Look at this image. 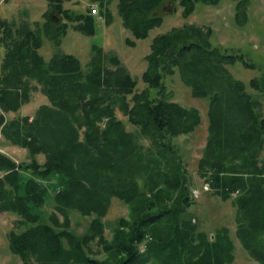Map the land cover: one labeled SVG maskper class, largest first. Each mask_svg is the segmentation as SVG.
Instances as JSON below:
<instances>
[{
  "label": "trees",
  "instance_id": "1",
  "mask_svg": "<svg viewBox=\"0 0 264 264\" xmlns=\"http://www.w3.org/2000/svg\"><path fill=\"white\" fill-rule=\"evenodd\" d=\"M64 1L50 0L46 17V34L58 46L66 30L52 28L54 10L79 31L96 33L91 10L75 12L64 8ZM106 1L101 0V11L108 12L109 21ZM163 1L119 0L124 24L137 38L148 37L164 21L152 16ZM177 1L188 17L198 2L219 0ZM247 1L238 0L239 16L245 17ZM0 42L7 47L0 71V132L31 154L23 162L0 149V213L18 214L22 225L29 224L9 232L10 248L24 264L233 262L230 229L209 234L183 203L190 189L188 170L174 139L196 130L202 113L170 98L165 77L177 70L193 96L209 100L198 173L215 194L234 197L236 236L249 255L264 263V114L259 98L228 66L238 59L253 66L243 55L215 45L194 23L173 27L153 38L143 73L146 86L137 90L138 80L119 56H109L98 44L92 45V61L84 70L77 56L62 50L47 60L39 51L42 37L29 24L12 26L0 17ZM35 82L50 102L32 117L18 113L30 101ZM250 84L264 92V80L253 78ZM118 108L138 131L128 129ZM9 111L15 112L10 119ZM56 175L66 179L55 189L49 222L42 216L50 189L44 181ZM115 198L127 205L128 214L108 223ZM71 209L93 216L85 234L72 230ZM93 244L104 257L93 255Z\"/></svg>",
  "mask_w": 264,
  "mask_h": 264
},
{
  "label": "rangeland",
  "instance_id": "2",
  "mask_svg": "<svg viewBox=\"0 0 264 264\" xmlns=\"http://www.w3.org/2000/svg\"><path fill=\"white\" fill-rule=\"evenodd\" d=\"M109 1V2H108ZM104 2L106 9L111 11V20L108 12H100L96 16V33L89 35L79 31L74 27V22L63 18L57 11L55 22L52 28L56 31L66 30L60 34V45L56 44L55 39L49 37L45 31L47 13L50 9V0H0V17L6 20L10 25L29 26L35 30L38 36L42 37L43 45L40 52L47 60L62 50L72 53L79 58L84 70H88L94 54L92 45L102 46L105 52L111 56L117 54L126 66L138 80L137 90H142L146 83L143 79V73L148 66V53L151 51L153 38L173 27L183 28L185 24H196L202 28V34L217 46L224 48L228 53L243 55L245 60L253 64L246 66L241 59L235 64L228 65L233 75L245 82L247 90L255 95L261 101V110L264 114V92L256 89L250 84L251 79L259 78L264 80V0H248L247 6L241 11H245V17L239 16L238 0H219L217 3L198 2L196 11L188 17L182 15V6L177 0H164L163 3L152 12V16H163L164 21L161 25L150 30L146 38H137L131 29L124 24V18L119 11V0H108ZM96 6L101 9V0H65L64 8H71L75 12H87L90 6ZM244 13V12H242ZM134 40L135 45L130 44L128 40ZM109 65L113 63L109 60ZM31 91L30 101L18 111L29 114L31 117L35 114L38 107L44 103H49V98L41 89L38 83ZM165 84L170 98L181 102L187 107H198L202 113V122L191 133L181 134L174 139L183 152L185 165L188 170V184L190 189L187 191L189 200L185 203L186 210L193 214V217L199 223L202 230L209 234H214L216 229L227 226L230 229L231 236L235 242V259L228 264H264L249 255L236 236V206L233 203L234 197L223 199L215 194L211 185L206 182L198 173V160L202 155L208 136V107L207 98L195 97L191 93V87L182 79L179 70L174 74L165 77ZM17 113V112H16ZM15 113L7 112L8 119ZM118 116L123 119L128 129L138 131L139 127L128 120L119 108ZM0 149L10 154L17 161L26 162L30 160L31 154L27 148L11 144L2 137L0 132ZM148 142V140H145ZM37 159L44 163L45 155L39 153ZM28 176L29 174H25ZM65 175H56L51 179H46L44 183L50 187L48 201L42 208L43 218L51 222V214L55 211V189L61 188L65 183ZM208 185L209 189L205 186ZM194 190H199L195 194ZM235 196V195H233ZM185 197V198H186ZM71 216V228L79 235L88 231L91 215H84L76 209L69 210ZM128 214V207L119 199H113L111 208L106 216V221L114 223L119 217ZM62 219V216H60ZM21 217L12 212L0 213V264H24L19 255L15 254L9 244V232L11 230L22 231L29 224L22 225ZM108 236L111 235L107 229ZM93 255L104 257L97 244H93ZM33 264H39L33 262Z\"/></svg>",
  "mask_w": 264,
  "mask_h": 264
},
{
  "label": "crops",
  "instance_id": "3",
  "mask_svg": "<svg viewBox=\"0 0 264 264\" xmlns=\"http://www.w3.org/2000/svg\"><path fill=\"white\" fill-rule=\"evenodd\" d=\"M6 50H7V47L4 46L1 42H0V71L2 69V63H3V60H4V57H5V54H6ZM40 50V49H39ZM24 106V105H23ZM22 106V107H23ZM11 113H15L14 111H9ZM20 114H25L24 112H20ZM15 115V114H14ZM13 115V116H14ZM3 137V136H2ZM1 139V138H0Z\"/></svg>",
  "mask_w": 264,
  "mask_h": 264
},
{
  "label": "built area",
  "instance_id": "4",
  "mask_svg": "<svg viewBox=\"0 0 264 264\" xmlns=\"http://www.w3.org/2000/svg\"><path fill=\"white\" fill-rule=\"evenodd\" d=\"M92 12H93V13H98L99 10H98V8H97L96 6H93V7H92ZM205 188H206V189H209L208 185H206ZM198 191H199V190H194L195 194H198V193H197Z\"/></svg>",
  "mask_w": 264,
  "mask_h": 264
},
{
  "label": "water",
  "instance_id": "5",
  "mask_svg": "<svg viewBox=\"0 0 264 264\" xmlns=\"http://www.w3.org/2000/svg\"><path fill=\"white\" fill-rule=\"evenodd\" d=\"M57 13V12H56ZM56 13H54V17H56ZM189 200V197L187 196L186 198H184V202L186 203Z\"/></svg>",
  "mask_w": 264,
  "mask_h": 264
}]
</instances>
